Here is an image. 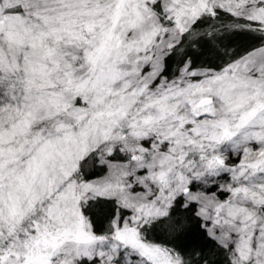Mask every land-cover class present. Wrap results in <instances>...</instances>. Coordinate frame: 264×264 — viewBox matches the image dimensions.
<instances>
[{"label":"snow or ice","instance_id":"1","mask_svg":"<svg viewBox=\"0 0 264 264\" xmlns=\"http://www.w3.org/2000/svg\"><path fill=\"white\" fill-rule=\"evenodd\" d=\"M0 264H264V0H0Z\"/></svg>","mask_w":264,"mask_h":264}]
</instances>
